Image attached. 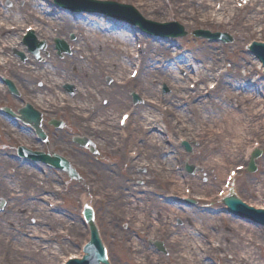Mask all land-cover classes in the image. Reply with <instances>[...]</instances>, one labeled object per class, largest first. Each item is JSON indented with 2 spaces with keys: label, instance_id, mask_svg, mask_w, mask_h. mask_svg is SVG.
Returning a JSON list of instances; mask_svg holds the SVG:
<instances>
[{
  "label": "bare ground",
  "instance_id": "6f19581e",
  "mask_svg": "<svg viewBox=\"0 0 264 264\" xmlns=\"http://www.w3.org/2000/svg\"><path fill=\"white\" fill-rule=\"evenodd\" d=\"M4 1L11 2L12 6L0 7V98L7 91L1 78L10 76L15 79V84L22 93V100L21 97L14 100L17 105L21 100L22 103H32L48 114L69 112L73 122L71 131L87 135L94 142L106 147H112V154L121 161L120 167L126 164L124 168L129 180L117 177L120 169L104 170L96 178L101 191L99 198L90 193L81 199L82 207L92 208L93 202L100 199L107 203L108 217H138V223H134L136 228L141 225L143 228L152 226V233L156 234V229L162 224L169 226L160 228L159 233L163 232L166 236L171 232L169 237L174 236L173 244L169 243L170 249H179L181 246L190 248V251L179 257L182 264H201V258L211 253V247L206 249L204 246L207 239L195 234L200 231L210 233V238L214 240L212 249L222 251L224 248L215 241L216 237L219 240L224 239V244L230 240L224 249L229 251V255L234 257L237 263L249 264L254 256H251L249 247L260 243L257 239L263 228L237 220L231 215L228 217L233 222L218 223L216 216H208L205 213L209 211L207 207L202 208L204 213L194 212V208L187 209V205L184 207L182 203H172L167 196L179 194L181 201H188L187 190L193 189V186L195 195L200 194L195 199L202 205L209 202V196H218L220 191H224L223 199L236 195L237 180L229 189L225 187L230 175L227 173L232 168L229 165L249 158L256 143L246 148L250 138L259 140L264 136V128L261 127V123H264V118L261 117L263 113L257 115H260L259 119L255 118V113L260 109L264 112V100L259 97L258 91L264 89V82L252 81L255 70L246 69V66L255 58L251 57L250 53L251 56H246L245 51H242L243 43L249 36L264 42V5L259 0H251L250 7L253 6L254 10H248L243 20L239 21V0L235 9L232 4L234 0H127L133 3L142 15L153 17L157 22L162 16L168 19L173 15L176 20L181 17L184 23L193 22L196 26L200 25L199 27L218 25L219 28H226L229 25L231 32L236 36V51L242 55L240 62L226 65L223 71L220 55V48H226L223 42L205 44L191 56L180 57L175 51L179 39H182L180 37L173 38L174 42L168 39L149 40L140 35L137 28L127 24L106 23V20L93 15L62 12L40 0H0V6ZM218 5L221 6L219 12ZM170 9L176 12L172 13ZM28 18L38 40L50 42L56 38L68 41L73 49L72 54L58 61L55 58V50L48 49L46 53L50 54L45 64L39 63L32 56H28L26 64L21 63L17 57H9L10 51L21 46L19 41L26 36L23 24ZM12 27L15 28L14 31L11 30ZM71 35H76V41L71 42ZM138 40H144L146 47L136 61L133 53ZM5 55L8 58L4 57ZM132 68L139 72L135 81L130 79L133 71L129 77ZM241 69L246 70L244 74ZM109 77L115 82L107 81L106 78ZM194 77L197 78L195 82L198 85L213 82L209 83L207 89L206 85L205 89L198 87L195 93H191L187 88L186 79ZM162 83L168 84L166 97L161 95L165 90ZM215 83L218 94L216 90L211 91ZM67 86L74 87L72 95L68 93ZM132 88L140 89L144 102L142 100V104L132 112L135 114L129 120L125 132L120 128V121L116 122V117L122 111L130 112ZM153 97L156 98L153 100L156 103L149 101ZM107 98L109 103L106 106L103 101ZM247 103L252 104L247 106ZM195 116V123L189 120H195ZM2 119H5L3 130L6 135L18 136V143L20 140L26 142L27 138L35 140L36 135L32 134V127L26 126L28 129L22 130L8 120V117ZM193 123L200 125L201 129ZM217 126H220V129ZM161 133H164V136ZM184 134L189 139H199L209 134L206 140L208 143L205 141L201 144L204 148L193 152L202 169L196 179L191 175L195 168L191 169L190 174L180 165V158L183 160L182 149L177 147L176 142L185 138ZM55 138L56 146L66 149L70 146L67 139L60 136ZM221 142L223 147L219 148ZM10 159L12 160L5 158L3 152L0 153V198L8 197L13 206L7 205L0 213V234L2 233L1 236L5 239L0 240V264H65L67 257H82V252L73 253L75 243L68 242L69 238L74 239L79 234L82 225L70 224L67 215L59 213L65 206L59 208L54 199L58 198L60 191V185L56 184L57 174L43 177L39 174V165L35 164L34 169L18 167L19 163L11 157ZM78 159L80 160V157ZM20 161L29 165L26 159ZM85 162L92 170L99 168L91 164L88 158ZM191 163V158L186 160L187 165ZM145 169L148 171L146 175H138L139 171ZM207 177L208 182L204 188L203 182ZM131 180H146L147 185L141 188ZM219 180H223L220 191L211 194L212 189L216 190ZM18 183L27 188V197H33V202H29V198L17 199L20 190ZM162 189L166 190V196L160 200L159 192ZM260 192L263 193V190L260 189ZM41 193L44 194L43 197H40ZM156 196L158 198L153 199ZM42 200L56 205V211L49 214ZM255 207L262 209L264 205L258 203ZM93 212L96 218V211ZM25 214L40 221L35 229L27 226L29 218L27 221L23 219ZM176 220H183L184 226L177 229ZM189 224H200L205 228H187ZM217 226H220L221 230L215 234ZM46 227L62 228L68 242L66 246L43 245L41 241L31 240L39 236L41 229ZM46 237L51 239L52 236L47 232ZM130 248L136 251L138 244L133 242ZM193 249L199 253V260L191 257ZM64 251L69 255L63 253ZM151 262L161 264L162 258L153 255Z\"/></svg>",
  "mask_w": 264,
  "mask_h": 264
},
{
  "label": "rangeland",
  "instance_id": "374dc122",
  "mask_svg": "<svg viewBox=\"0 0 264 264\" xmlns=\"http://www.w3.org/2000/svg\"><path fill=\"white\" fill-rule=\"evenodd\" d=\"M42 1V3L44 4H51L50 6L55 7L57 10L59 9L62 12H69V13H73V14H86L89 16H92L88 13H84L78 9L75 8H67L64 7L62 5L59 4V2H57V0H40ZM99 1V0H98ZM100 1H105V0H100ZM108 1V0H107ZM109 2L112 3H117V4H123V5H127V6H131L133 7V9L135 11H137V13L145 20H150L153 22H157L154 20L153 17H145L144 15H142V13L140 11L137 10L136 6L131 3L128 2L127 0H109ZM2 7L5 6L6 8H10L12 6L11 2H3L2 3ZM156 4V3H155ZM154 4V5H155ZM20 6H23V4H20ZM172 11V13L176 12L172 9H170ZM169 13V11L167 12ZM246 11L243 12L241 16L245 17ZM93 16H96L99 19H104V21L106 20V23H112V22H116V23H121V24H127L124 23L122 21H119L116 17L110 16V15H105V14H94ZM242 18H239L238 20H243ZM166 17L162 16L160 18V21L157 22L159 24L166 22ZM177 22L178 24H180L181 26H183L185 28V30L187 31L188 36L184 39H179L178 42V48L175 49L176 52L180 53V52H184V57L186 56H191L192 52L194 51V53H196L197 50L201 49L203 45L205 44H211V41H208L207 39L201 38V39H197L194 38L191 34L196 32V31H209L213 34L215 33H221V34H227L230 37H232L233 42L230 44H225V49L220 48V55H222V58L224 59L225 57V53L228 55V59L230 64L232 63V65H234V62H240L241 60V55L242 54H238V52L236 51V36L234 35L233 32H231L230 26L227 25L226 28H219L218 25L213 26V27H205V26H196L193 22H191V24H187L186 22H183V19L180 17L178 18V20H176L175 16H173V19L170 23H174ZM217 23V22H216ZM31 25L30 19L28 18L25 21V24L23 26V29L25 30V28L27 26ZM130 27H133L129 24H127ZM202 25V24H201ZM139 29V28H138ZM140 34V33H139ZM142 35V34H140ZM144 36V35H142ZM145 37V36H144ZM36 40L40 43V44H44L45 48L41 49L39 51L38 54L32 52L29 48H27L23 43V45L21 47L15 48L12 51H10V56H12V58L14 59V57L18 58V60L23 63L26 64L28 63V56H32L33 58H35L36 61H38L39 63H46L48 55L50 54L49 52L46 53V50L51 49V50H55V58L58 61H62V59L66 56H70L73 52V49L70 46V43L68 41H65V43L68 45L70 53L69 54H65L63 56H59L57 49L55 48V42L53 41H40L38 40V37L35 36ZM145 39V38H144ZM168 40H171L174 42L175 39L173 38H167ZM166 38H160V40H167ZM71 42L76 41V35H71L70 37ZM257 38L256 37H251L249 36L246 41L243 43V49L242 51H245L246 56H249V52H248V47L250 45V43L252 41H256ZM140 42V46L145 45V41L144 40H139ZM157 41V40H155ZM23 42V40H22ZM137 44V42H136ZM135 44V45H136ZM23 49V50H21ZM224 56V57H223ZM251 56V55H250ZM253 58H255L253 55L251 56ZM259 61L256 60V58L249 64L246 66V69L248 68H254L256 70V74L254 76V80L255 79H259L261 82H264V74L261 73V67L259 66ZM158 66L160 65L159 62L157 64ZM186 65V64H185ZM132 69L129 72V77H130V73H131ZM246 70L241 69V72L244 74ZM192 75V73L190 74ZM3 78V77H2ZM5 79V78H3ZM7 80L9 79L10 81H12L15 84V79L11 78L10 76L6 78ZM107 81H112V79L109 77L106 78ZM186 83L188 84L189 87V83L193 82V84L191 85V92H194V86H195V82L194 80H187L186 79ZM211 81L207 82V85L210 83ZM113 83V82H111ZM184 83V82H183ZM163 88H165V91L162 93V95H164L165 97L168 95V84L167 83H162ZM40 86V85H39ZM15 87L17 88L16 84ZM68 87V86H67ZM71 87V86H70ZM76 89V87H75ZM132 92L130 93V96L132 97V93H139V96L141 98V101L143 100L142 97L143 94L140 91V89H136V88H132ZM204 89V88H203ZM8 90V89H7ZM18 94L17 96H13L9 93V91H5L3 96H1L0 98V110L3 108H9L11 109L14 113L18 114L19 110H21L26 103H22V93L19 91V89L17 88ZM68 91V90H67ZM75 91V90H74ZM217 90V94H218ZM259 97L264 100V89H259ZM257 91V92H258ZM256 92V90H255ZM256 92V93H257ZM68 93H70L68 91ZM17 97H21L20 103L17 105L14 100H17ZM105 98V97H104ZM146 99V97H145ZM152 100H149L151 102H153L154 99H156L155 97L151 98ZM255 100V98H253ZM109 99H104V103L106 101H108ZM215 101H218V97H216ZM144 102V100H143ZM156 102V101H154ZM132 105L133 103V98L131 101ZM30 104V103H29ZM140 104H142V102H140L138 105L135 106H139ZM252 103H247L245 105L247 106H251ZM31 105L34 107V109H36V111L40 112L42 114V130L44 131L48 142L47 143H40L38 144V142L34 139H30L27 138L28 140L22 141L20 140V142L18 143L16 138H19L18 136H13V135H6V132L3 130V122L5 119H2L0 117V133H1V138H0V153L3 152L5 158L10 159L11 155H17V151L19 149V147L24 146L27 149H30L31 151H35V152H41L43 150V148L45 149V153H49V154H58L62 157H64L65 159H67L71 165L73 166V168L77 171V173H79V175L81 176V180H71L68 178L66 173H57L58 171H56L55 169L49 168L46 165L42 164V163H36V162H32L30 160L29 161V165H23L25 161H23V163L15 161L18 164V167L21 166H25L26 168H31L34 169L35 168V164L39 165V168H41V171H39V174H41V176L45 177L48 176L50 177L51 174H57V183L60 186L62 185V187L64 188L65 193L59 195V197H62L61 199H64L66 201V205L65 207L59 212V213H64L67 215V220L70 221V224L74 225V223H78L81 224V230L79 231V234L74 238V239H68V242H74L75 243V247L73 249V253H78L80 246L82 245L83 242H85L86 240H88L87 238L88 236V230H87V225H85L84 223H82L81 218H80V198L82 197V195H85L87 193H90V190H96L97 194H95V196H98L100 194V189L96 188V186H98V183L96 181V178H98V174L101 172H104V170L107 169H120L121 172L118 173V178H121L125 181L129 180L130 178L127 177V174L125 173V168L124 166H126V164L122 165V169L120 167V159L118 157H115L112 154L113 148L109 147V146H104L100 143L94 142L89 136L87 135H81L79 133H74L73 131L70 130L71 127H73V122L71 121V115L69 112H65V111H61L60 113L54 115V114H48L42 110H40L39 108H37L36 106H34L32 103ZM264 110V108H263ZM261 109L258 111V113H255V118L259 119V117L257 116L258 114H262L263 111L261 112ZM124 113V111H122V113H120L117 117H116V121L118 122L120 116ZM192 115V114H191ZM196 115V114H194ZM193 115V116H194ZM191 116H189L190 118ZM263 117V116H261ZM196 118V116H195ZM118 119V120H117ZM56 120L58 122L63 123V128H55L54 126H50V122ZM190 121L192 120V122H196L197 118L195 120H193L192 118L189 119ZM12 122H14L16 125L19 126V128H21L22 130L24 128H27L23 122L19 121V120H10ZM194 126L199 127L200 125L199 122H197V124H194ZM188 126V125H185ZM220 129V126H217ZM261 127L264 128V123H261ZM28 129V128H27ZM201 129V128H200ZM32 134H35L34 131H32ZM162 136H164V133H161ZM264 135V134H262ZM57 136L63 137L65 139H67V141L69 142L70 146L66 148H61L60 146H56V138ZM185 138L187 137L189 139L188 136H186V134H184ZM257 137V136H256ZM264 137V136H263ZM80 138H86L88 139L92 145L93 148L97 151V154L94 155L90 149L92 148L91 145L88 146V148H83L81 147L78 143L75 142V139ZM257 139V138H256ZM261 139V138H259ZM16 140V141H15ZM255 140V139H254ZM30 141V143H29ZM191 141V143H190ZM192 148H193V152H195L198 149H203L204 147H201V145L197 142V141H192L191 139H189L188 142ZM208 143V142H206ZM253 143V141H252ZM220 147H223V143H219ZM241 147V145H240ZM239 147V148H240ZM262 151V156L255 161V165L257 167V172H255L254 174H249V173H242L240 175V177L237 179L236 183H235V194L244 202H246L247 204H252L253 206H255V204L260 203L261 205H264V144H262V147L260 148ZM74 150V151H73ZM181 156L183 157V161L180 162V165L185 168L186 170V160L188 161L189 158L192 159L191 164H189L190 167H194L195 168V172L192 175V177L194 179L197 178V174L198 172L202 171L201 166L199 165V160L196 161L195 159V153H191L189 154V152H187L186 150L181 151ZM78 157H80V160L78 159ZM88 158L89 162L93 165L98 166V169H90L88 164L85 162V160ZM82 159V160H81ZM195 161V163H194ZM241 161V160H240ZM238 161V163L236 164H228L229 166H232L231 169H235L236 166L238 165H242L244 162H240ZM148 171L145 170H141L138 172V175H146ZM187 172V171H186ZM229 173V172H228ZM127 179V180H126ZM133 180V179H132ZM131 180V181H132ZM133 182V181H132ZM208 182V177L205 179V181L203 182L204 188L206 187ZM133 184H135L138 187L144 188V186L147 185V181L145 180H137L133 182ZM22 184L17 185V187H19L18 189V194L19 196L21 195V199H26L29 198V200H33L34 198H30V196L27 197L28 195V191L26 192L27 188L25 186H21ZM223 185V180H219V182L217 183L216 186V190L212 189L211 190V194H216L220 187ZM21 186V187H20ZM193 192L194 194H191V199L193 201H195V205L193 206H186L187 209H193L194 208V212H201L204 213L203 211V207L200 203H198L196 201V197L199 196L200 194H196L195 195V188L193 186ZM260 189L263 190V193L260 192ZM110 190V189H108ZM166 190L162 189L159 195V199L162 200V198H164V192ZM20 192V193H19ZM22 192V193H21ZM204 192V191H203ZM142 193V192H141ZM43 193H41V197H43ZM140 195V194H138ZM193 197V198H192ZM158 198V196L153 197V199ZM177 200L174 202L176 205L181 204L178 199H181V196L179 194L176 195ZM214 203L211 204H207L208 208V212L206 211L205 213L208 216H216L219 221L218 223H224L227 224V222L232 221L231 218L228 217V215L224 212L225 211V207L220 204V202L218 201V198H212ZM28 200V199H26ZM2 201L7 202V204H5L6 206L10 205L12 206L11 202L9 201V198H0V204ZM148 201V200H147ZM10 202V203H9ZM32 202V201H31ZM148 202H145V204H147ZM17 204V203H16ZM107 203L105 202H93L92 204V209L96 211V224L97 227L99 229L101 238H102V242L107 250L109 259L111 264H152L151 260L153 259V255L158 256L160 258H162V263L161 264H182L180 263V259L183 255H185V253H187V251H190V248L187 249V246H181L179 247V249H174L171 248L170 249V244L172 245V238H174V236H171V232L169 233V235H167V237H165V235H162L161 233H159V229L160 228H167L169 226H163V224L160 226V228L156 229V234L152 233V227L151 228H143V226L141 225V227L136 228L134 226V223L137 222L136 218L138 217H133L131 219H129L127 217V215H122L120 217H108L106 215L107 212ZM183 204V203H182ZM5 206V208H6ZM46 206L45 204V200H44V207ZM183 206L185 207V205L183 204ZM13 207V206H12ZM193 212V213H194ZM33 219L36 220L35 218H33V216H29L27 214H25L24 218L26 221L27 219ZM221 218V220H220ZM131 220V223H130ZM39 220H36V224H39ZM233 222V221H232ZM138 223V222H137ZM236 223V222H234ZM181 224V225H179ZM175 226L177 227V229L181 228L184 226V221L183 220H176L175 222ZM194 226H198V227H203L200 224H189L187 225V228L191 227L194 228ZM45 227V226H44ZM35 229V228H34ZM62 228H52V230H59ZM42 230V229H41ZM221 230L220 226L215 227V234H218V232ZM42 231H47V227L45 229H43ZM54 231V232H55ZM195 234L202 238V239H207V241L205 240L204 246L206 247H210L211 244H213L214 240L213 238H210V233L208 232H198ZM2 233L0 234V240L4 241V237L1 236ZM176 236V235H175ZM259 239H257L260 243L259 244H255L253 246H250L249 249L252 251L251 252V256L254 255L250 261L249 264H264V229L262 231L259 232L258 234ZM169 237V238H168ZM62 237L59 236V239H55L53 242L54 244H52L51 246H56L58 244H61L63 246H66V244L68 243L64 238L61 239ZM168 238V239H167ZM210 238V239H208ZM161 240L163 241V248L165 250V253H160L156 248L154 244V240ZM221 240V241H220ZM218 239V237H216V242L220 243L222 246L228 245L230 243V240H228L227 243L224 244V239ZM136 242V244H138V250H134L131 249L130 247L132 246L133 242ZM170 243V244H169ZM191 244V243H190ZM190 244H188L190 246ZM222 251L220 250H216L214 252H211V254L206 256L205 259V264H207L208 262H210V264H229V263H236V264H240L237 263V260L234 257H231L229 255V251L227 249H224ZM141 249V250H140ZM174 249V250H173ZM248 251V249L246 250ZM243 253H245L244 251H242ZM65 253L67 256L69 254H67L65 251L63 252ZM191 257L193 259H197L199 260V253L196 250H192L191 251ZM209 257V258H208ZM236 261V262H235ZM201 262V261H200ZM184 264V263H183Z\"/></svg>",
  "mask_w": 264,
  "mask_h": 264
},
{
  "label": "water",
  "instance_id": "95a60500",
  "mask_svg": "<svg viewBox=\"0 0 264 264\" xmlns=\"http://www.w3.org/2000/svg\"><path fill=\"white\" fill-rule=\"evenodd\" d=\"M173 27H176V26L173 25ZM182 32H183V30H182ZM179 35L182 36V33H180ZM196 35L198 37H200L203 34L202 33H196ZM260 42H263V41H260ZM58 49H59L60 55H62L63 52L67 51V49L65 48V45L61 42H58ZM253 49L258 50V52L260 53V57H261L262 61L264 62V45H261V44L258 45L257 44L254 46ZM12 92L14 94H17L14 87H12ZM21 114H22V119L25 120L26 122L30 123L31 125H33L38 130V132L40 133V136L42 137V139L45 140L46 137L40 129L41 116L38 115L37 113H34L30 109L22 110ZM55 124H56V126L60 125L57 123H55ZM78 142L83 146L87 145L86 141L79 140ZM260 156H261V153H257L254 157V160L259 158ZM36 159L41 160L44 163L50 164V165H52L58 169H63L69 173L71 178L78 179L77 174L70 167L69 163L57 155H55L53 157L46 156V155H39L36 157ZM188 171L191 172V169L188 168ZM250 172L251 173L256 172L254 162L251 166ZM231 196H232V198L227 200V205L229 206L230 213L236 215L239 218H244V219L250 218V219H253L255 222L264 224V212L263 211H256L252 208H249L244 203H242L239 199H237L236 197H233L236 195L233 194ZM256 209H259V208H256ZM88 219L91 223L93 222V212L90 210L88 211ZM71 264H108V261L106 258V252L103 248L101 240H100L96 231H94V233H93L92 243L87 248V256L85 257V259L83 261L72 262Z\"/></svg>",
  "mask_w": 264,
  "mask_h": 264
}]
</instances>
